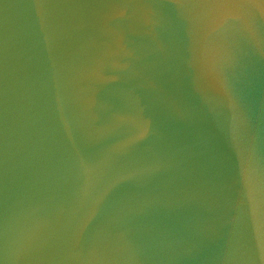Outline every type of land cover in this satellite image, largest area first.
I'll list each match as a JSON object with an SVG mask.
<instances>
[{"label": "water", "instance_id": "water-1", "mask_svg": "<svg viewBox=\"0 0 264 264\" xmlns=\"http://www.w3.org/2000/svg\"><path fill=\"white\" fill-rule=\"evenodd\" d=\"M0 264H264V0H0Z\"/></svg>", "mask_w": 264, "mask_h": 264}]
</instances>
